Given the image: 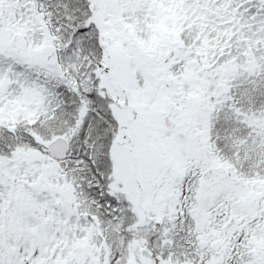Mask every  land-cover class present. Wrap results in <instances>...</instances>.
I'll use <instances>...</instances> for the list:
<instances>
[{"label":"snow or ice","instance_id":"1","mask_svg":"<svg viewBox=\"0 0 264 264\" xmlns=\"http://www.w3.org/2000/svg\"><path fill=\"white\" fill-rule=\"evenodd\" d=\"M0 264H264V0H0Z\"/></svg>","mask_w":264,"mask_h":264}]
</instances>
